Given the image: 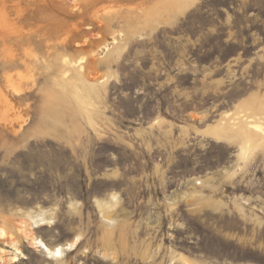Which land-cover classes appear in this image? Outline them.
Returning <instances> with one entry per match:
<instances>
[{"label":"rangeland","instance_id":"obj_1","mask_svg":"<svg viewBox=\"0 0 264 264\" xmlns=\"http://www.w3.org/2000/svg\"><path fill=\"white\" fill-rule=\"evenodd\" d=\"M169 1L0 0V264H264V0Z\"/></svg>","mask_w":264,"mask_h":264},{"label":"bare ground","instance_id":"obj_2","mask_svg":"<svg viewBox=\"0 0 264 264\" xmlns=\"http://www.w3.org/2000/svg\"><path fill=\"white\" fill-rule=\"evenodd\" d=\"M183 1H185V0H170L169 1V3H168V7L171 9V10H173V11H177L179 8H180V6H181V3L183 2ZM184 5H186V4H184ZM169 8H167V9H169ZM157 10V9H156ZM166 11H168V10H166ZM150 13V12H149ZM156 13H157V11H156ZM151 14V13H150ZM153 14V13H152ZM154 16V15H153ZM156 19V18H155ZM158 19V18H157ZM154 23V22H153ZM114 42L115 43H117L116 42V39L114 40ZM114 44V43H113ZM109 47V46H108ZM108 47H106V49L108 48ZM119 47L117 46V48L116 49H118ZM100 55V54H99ZM97 57H99V56H97ZM68 59H66L65 58V56H63V57H61L60 58V60H59V62L61 63L60 64V70H63V74H66L68 71H69V69H74L73 71H75L76 73H78L84 80H86V81H88L89 79H90V77H94L93 76V74L90 72V70H89V67L88 66H83L84 65V63H85V61H73V60H69V61H67ZM108 61V60H107ZM90 80H92V79H90ZM89 82V81H88ZM93 82V81H92ZM11 86H12V84H11ZM15 86V85H14ZM14 90V89H13ZM16 90V89H15ZM2 98V95L0 96V99ZM3 99V98H2ZM4 100V99H3ZM7 100V99H6ZM2 104V103H1ZM6 104V103H5ZM243 118V117H242ZM245 119H246V117H244ZM243 118V119H244ZM4 120V119H3ZM248 120H250V121H248ZM243 121V120H242ZM248 121V122H247ZM244 122V121H243ZM245 122L246 123H250V124H252L251 122V118H247V120H245ZM235 123V122H234ZM238 124H240V122H238ZM241 124H242V122H241ZM239 126H241V125H239ZM253 126H255V125H253ZM257 127V126H256ZM240 128V127H239ZM242 128V127H241ZM247 128V127H246ZM257 128H259V127H257ZM246 130H248V129H246ZM240 131V130H239ZM249 131V130H248ZM239 133V132H238ZM243 133V132H242ZM248 135H249V133H248ZM248 135L245 133L244 134V136L245 137H248ZM251 135V134H250ZM247 139H249V138H247ZM29 236V235H28ZM29 238V237H28ZM30 240L31 241H33L34 242V244L35 245H38V243L39 244H41L42 245V249L47 253V255L50 257V258H52V259H56V260H59V259H61L62 257H63V255H64V252L65 251H67V250H69V249H71L72 247H74L75 245H67L66 247H56V248H54V249H51V248H49L47 245H45L42 241H39V240H37L36 238H32V237H30ZM44 252V253H45Z\"/></svg>","mask_w":264,"mask_h":264}]
</instances>
